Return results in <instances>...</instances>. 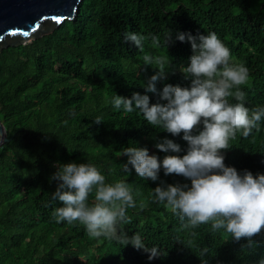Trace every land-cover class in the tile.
Instances as JSON below:
<instances>
[{
  "label": "trees",
  "instance_id": "16d2710c",
  "mask_svg": "<svg viewBox=\"0 0 264 264\" xmlns=\"http://www.w3.org/2000/svg\"><path fill=\"white\" fill-rule=\"evenodd\" d=\"M172 32V41L165 40ZM146 37L143 51L124 42L125 32ZM192 36L215 32L229 48L230 63L249 70L245 106L264 107V0H83L74 19L52 33L24 45L0 51V121L7 143L0 147V264H260L264 260V230L236 241L211 223L184 229L178 215L166 204L154 202L152 190L163 182L188 184L183 176L158 180L138 177L120 165L127 147L147 148L162 161L165 155L186 154L183 133H170L147 124L139 111L125 113L112 104L113 96L148 95L144 84L159 65L145 66L149 54L166 59L167 79L157 83L188 87L180 72L191 57V44L176 33ZM159 37L153 44L151 37ZM161 103H165L160 101ZM230 103H235L229 97ZM102 117L97 125L93 120ZM202 130V125L200 126ZM195 134V133H194ZM165 138L181 147L180 153H163L155 145ZM224 164L238 174L264 175V118L245 138L238 131L222 150ZM91 163L106 183L126 182L136 208L127 209L119 228L129 237L138 233L143 243L157 247L149 254L131 244L122 246L104 237L93 238L75 221L56 223L52 201L59 182L50 180L57 165ZM94 195L89 196V203ZM143 204V208L140 205ZM207 249L202 256L201 252Z\"/></svg>",
  "mask_w": 264,
  "mask_h": 264
},
{
  "label": "clouds",
  "instance_id": "9594fccd",
  "mask_svg": "<svg viewBox=\"0 0 264 264\" xmlns=\"http://www.w3.org/2000/svg\"><path fill=\"white\" fill-rule=\"evenodd\" d=\"M168 31L166 46L172 41V32ZM186 38L193 54L187 66L181 64L180 72L190 80L188 87L165 84L158 90L157 83L166 80L169 73L163 70L166 59L169 63L172 59L145 54V66L159 65L144 84L146 93L159 98L157 103L150 105L149 96L139 93H133L130 99L116 94L112 98L117 110L125 113L138 110L148 125L172 136L183 133L182 138L188 144L186 154L182 158L165 155L161 161L156 155H149L147 148L127 147L120 153L128 158L127 162L120 167L129 173L131 165L138 177L153 182L158 180L161 168L166 176L175 174L190 180V186L161 182L152 190L154 202L170 207L184 229L211 223L214 232L223 229L237 242L245 238L252 247V238L264 230V175L254 177L247 170L243 175L238 174L235 168L225 166L221 153L229 149V141L238 131L247 138L253 129L259 128L264 107L245 106V93L240 86L247 83L249 70L243 64L229 62L230 50L215 32L195 37L176 33L180 42ZM145 39L134 31L124 33V42L140 51ZM151 39L153 44L159 43L158 36ZM229 97L236 102L230 103ZM93 122L101 124L102 117L97 116ZM155 147L163 153L181 152L180 145L167 138ZM50 180L59 182L51 194L52 201L63 204L52 213L56 223L79 221L90 237L114 240L123 247L131 244L136 250L148 253L149 260L162 254L155 246L147 247L138 233L129 237L119 228L127 221V209L137 207L126 182L106 183L105 176L91 163L57 165ZM90 195H94L92 203H89ZM206 252L204 249L201 255Z\"/></svg>",
  "mask_w": 264,
  "mask_h": 264
},
{
  "label": "water",
  "instance_id": "95a60500",
  "mask_svg": "<svg viewBox=\"0 0 264 264\" xmlns=\"http://www.w3.org/2000/svg\"><path fill=\"white\" fill-rule=\"evenodd\" d=\"M83 0H0V51L24 45L73 20ZM0 121V147L7 143Z\"/></svg>",
  "mask_w": 264,
  "mask_h": 264
}]
</instances>
